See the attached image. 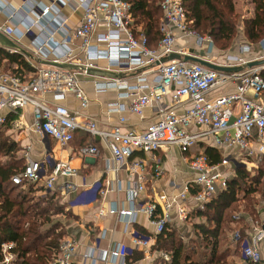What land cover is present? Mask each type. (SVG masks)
Wrapping results in <instances>:
<instances>
[{"label":"built area","instance_id":"2783aa9c","mask_svg":"<svg viewBox=\"0 0 264 264\" xmlns=\"http://www.w3.org/2000/svg\"><path fill=\"white\" fill-rule=\"evenodd\" d=\"M29 1L27 9L34 17L20 20L17 7L9 9L8 19L21 22L26 30L32 27L39 31L32 45L37 60H49L54 52V46L64 48L62 54L51 61L67 62L78 65L83 70L66 69L57 66H47L33 63V73L27 77L6 73L0 75V125L5 121L2 110L16 111L26 105L32 106L33 129L45 137L54 139L61 145L69 143L76 131H84L92 137L97 136L105 141L112 160L120 165L136 150L144 153L168 146H177L180 151L188 152L200 138L210 137L212 146L219 150L220 161L213 163L205 152H197L190 156L188 166L194 173V178L186 184L182 191L169 199L159 195L163 208L168 210L178 197L185 199L190 189H196L192 195L194 207L203 209L204 205L227 186L233 167L243 164H253L254 160L264 154V101L261 98L264 90V80L260 75L264 66H248L247 63L258 58H248L245 55L252 52V44L242 43L237 46L236 53H221L215 49L209 35L199 34L189 27V20L182 0H161L159 2L162 17L159 22L161 34L156 48L148 45L146 35L136 25L130 13V3L127 0H78L82 16L77 25L70 28L65 18L58 17L57 3L61 0H51L49 5H43L38 0ZM53 13L57 15L55 26L43 25L44 19ZM14 24H6L3 32L10 35L14 32ZM61 34L60 43L52 38V33ZM192 38L197 46L203 49L201 58L222 66H241L236 71H218L197 62L183 59H172L160 62L162 57L171 53L181 56L187 51L176 50L178 37ZM73 44V53L68 45ZM264 44V38L260 42ZM11 51L12 49L7 48ZM78 53V55H76ZM105 60L103 67L116 73L113 78L103 81H93L96 91L115 89L118 98L126 101L109 103V112H125L141 115L144 107L151 105L155 109V120L143 129L127 128L121 131L126 117L120 115L117 123L108 131L99 129L94 118L80 116L77 111L70 110L61 103L68 93L79 101L81 108L86 107L89 99L79 81V74L85 73V68H100L97 60ZM218 59H221L219 62ZM139 70L134 76H120L121 72ZM141 70V71H140ZM154 73L152 82L149 75ZM119 75V76H118ZM234 85L226 93L211 95V92L221 86ZM52 95V101L45 94ZM166 97L169 98L168 102ZM182 108V112H177ZM192 126L202 129L196 132ZM80 155H95L98 148L88 143L77 148ZM23 168L10 177L12 183L24 186L27 183L38 185L44 178L43 188L51 191L59 176H71L76 170L65 161L49 163V173H45L43 161L24 153ZM230 165L231 168H225ZM145 161L134 160L129 171L135 177V183L130 186V197L138 195L143 189L145 180ZM162 169L157 162L154 174L159 176ZM74 188L69 182L59 186L62 193ZM84 200L95 199L102 192L98 182L93 183L83 191ZM157 203L149 201L140 204L136 209L119 210L120 215H128L131 219L135 212L147 214L154 225L156 233H160L165 225L166 217L156 212ZM109 212H116L109 209ZM181 218L186 216V209L178 208ZM103 214V210L99 211ZM232 222L243 223V229L238 226L231 232L230 238L239 244L245 264H262L258 241L264 236V229L259 221L246 212L232 215ZM151 237L134 235L132 238L135 249L148 251ZM12 242L1 244L3 256L1 264H8L13 255L9 249ZM130 250L117 244L110 250L99 251L96 259L102 263L119 262ZM163 263L169 260V254L161 252ZM87 258H93L91 251L77 255V243L70 237H64L59 244L57 253L50 264H83Z\"/></svg>","mask_w":264,"mask_h":264},{"label":"crops","instance_id":"0c3cea01","mask_svg":"<svg viewBox=\"0 0 264 264\" xmlns=\"http://www.w3.org/2000/svg\"><path fill=\"white\" fill-rule=\"evenodd\" d=\"M38 1L43 5H49L51 3V0ZM27 5H29V1L26 0H0V31L3 32L6 24L13 23L15 26L14 32L6 35L25 51H14L12 48L9 51L7 50L8 47L0 42V75L12 73L27 78L33 73V63L51 66L41 62L42 60H37L36 55H34L32 43L35 38H39V30L35 27L26 30V27L21 22L8 19L9 9L15 7H17V14L20 20L25 19V17H34L31 11L27 9ZM57 6L59 8L57 13L58 17L65 18L68 27L72 28L77 25L82 16V9L78 6V0H61L57 3ZM249 14H252V10ZM56 19L57 15L50 13L46 18L41 19V23L43 25L51 24L49 26H55ZM51 35L54 40L60 43V32L54 31ZM68 46L73 49V53L77 51L73 44H69ZM53 49L54 52L50 54V59L62 54L64 51L61 45L54 46ZM180 49H184L190 53L188 55L199 57L204 55L203 49L197 46L192 38L178 37L176 50L180 51ZM258 49L264 52V44H259ZM236 50L235 48L230 52L236 53ZM252 52L245 56L251 59L258 58L256 55H252ZM4 53L16 54L12 56V60L10 61L4 57ZM262 56L264 57V53ZM50 59L47 61H51ZM218 60L221 62V59ZM96 64L100 67L99 69L106 70L103 68L107 65L105 60H97ZM257 66H264V63ZM137 72L139 70L122 71L120 76L132 77ZM78 77L81 87L89 99L88 105L81 108L78 99L71 93H68L61 103L65 104L70 110L77 111L80 116L94 118L97 121L96 124L99 129L105 131L110 130L117 123L120 115L126 117V122L121 126L122 132L129 127L143 129L155 120V109L151 105L144 107L141 115H136L128 111L109 112V103L114 101L124 102L126 98H118L117 91L112 88L96 91L93 86V81H103L104 78H113V76L106 74H79ZM153 77L154 73L151 72L149 75L150 82H152ZM233 88L234 85L217 87L211 92V95L223 94L231 91ZM45 98L52 101V95L50 93H46ZM261 98L264 101L263 93ZM168 100L169 98L166 97L167 102ZM177 112H182V108H179ZM1 113L5 121L0 126L5 127V130L1 128L2 130L0 129V132H3L2 135L4 134L5 136L8 134L10 139H12L11 141H7L15 144L17 153L19 154L18 156L22 158L21 161L23 164L25 162L24 153L27 151L31 158L43 161V168L46 174L49 173L50 165L44 161L45 157L50 162L51 160L65 161L70 167L76 170L74 175L67 177L59 176L55 181L54 188L51 191H47L53 193V202L58 207L62 206L63 208L62 213L52 214L51 217L54 221H58L60 227H63L65 237H70L76 241L77 255L81 256L87 250L93 254V258L85 259L83 264H119V262L102 263L96 259L99 251L110 250L117 244L123 245L130 250V253L125 256L124 264H153L155 262L164 264L160 255L164 251L158 250L155 247L156 237L159 233H156L155 227L150 222L147 214L142 211H137L129 219L128 215L123 216L118 213L119 210L136 209L140 204L149 201H155L157 203V208H160L161 211L160 214L165 215L166 223L171 228L176 229L179 233H186L187 236L179 235L183 242L186 243V246L196 245L195 240L192 239L193 237L184 238L190 237V233H193L194 237H197L198 233L195 227H193L198 222L197 220H199L193 214L194 211L198 210L194 207L192 200V195L196 189H190L183 200L177 197L168 210L163 208L162 202L158 198L162 194L166 195L169 199L177 196L183 187L194 178V173L188 166V160L191 155L197 152H204L208 147H213L210 143V137L200 138L198 143L188 152H182L174 145L157 149L152 153H144L136 150L125 162L117 166L112 160V155L105 141L97 136L92 137L87 132L76 131L73 139L69 143L61 145L54 139L36 132L31 126L33 122L31 105H26L24 108L16 111L4 109ZM201 129L198 126H192L190 128L193 132ZM88 143L96 145L98 148L97 154H78L77 148ZM134 160H144L146 168L144 171V189L138 195L131 198L129 188L135 183V177L129 171V167L130 163ZM157 162L162 169V173L159 176L154 174V166ZM239 165L250 166L251 164L241 163ZM225 168L232 169V166L230 167L229 165ZM43 181L44 178L35 186L42 189L34 192V194H38L37 196L40 197L44 196L43 190L45 189L43 188ZM63 182L71 183L74 188L62 193L59 186ZM95 182L101 185L102 192L96 195L95 199L85 201L83 191ZM183 206L187 213L184 218H181L178 208ZM109 209H115L116 212L111 213ZM100 210H103V214H99ZM256 213L257 218L255 216L253 217L260 222L263 228L264 210L258 209ZM230 224V234L237 226L241 230L243 229V223L235 225L231 222ZM136 234L151 237L152 244L148 251L135 249L132 238ZM257 246L260 250L262 264H264V236L258 241ZM222 251L228 263L232 264L236 261L235 264H245L239 244L232 242L231 238L227 245L225 244L224 247L222 245ZM135 256H139V258L137 259Z\"/></svg>","mask_w":264,"mask_h":264},{"label":"trees","instance_id":"16d2710c","mask_svg":"<svg viewBox=\"0 0 264 264\" xmlns=\"http://www.w3.org/2000/svg\"><path fill=\"white\" fill-rule=\"evenodd\" d=\"M127 1L133 21L146 35L149 47H156L161 36V0ZM248 1L252 7L250 16H241L235 10L234 0H182V4L190 28L209 35L216 48L228 49L239 25L248 42L260 43L264 38V0ZM14 54L4 53V57L11 61ZM260 75L264 80V69ZM16 151L15 144L6 141L0 132V152L4 156V160L0 159V248L4 242L13 243L9 249L13 259L8 264H50L65 237L63 227L51 216L62 213L63 208L53 202V193L43 190V197L34 196L35 191L42 190L40 187L11 182L10 177L24 166ZM204 152L213 163L221 159L219 150L214 147ZM232 170L226 188L213 196L203 209L193 213L199 218L193 225L198 232L194 239L198 245L186 246L177 230L165 222L155 243L158 250L169 254L164 264H223L221 240L224 227L232 222L233 209L245 202L243 210L252 216H257L256 205L264 210V154L250 166L237 165ZM256 194L258 198L254 200ZM156 212L160 214V208ZM2 259L0 249V264Z\"/></svg>","mask_w":264,"mask_h":264},{"label":"water","instance_id":"95a60500","mask_svg":"<svg viewBox=\"0 0 264 264\" xmlns=\"http://www.w3.org/2000/svg\"><path fill=\"white\" fill-rule=\"evenodd\" d=\"M0 42L3 43V45L7 46L8 48H12L14 51H20V52H25L19 45L14 42L10 37H8L6 34L0 31ZM172 59H183L185 61H191V62H197L200 64H203L209 68L218 70V71H236L240 70L241 66H222L218 65L209 61H206L205 59L195 56V55H183L181 56L178 53H171L165 57H162L160 59V62H166L168 60ZM44 64L52 65V66H57L61 68H66V69H73V70H83L81 66L70 64L67 62H57V61H47V60H42ZM264 63V58L261 59H255L247 63L248 66H257V65H262ZM85 73L86 74H91V75H102L106 74L109 76L115 77L116 73L110 70H103L99 68H85ZM264 228V226H263Z\"/></svg>","mask_w":264,"mask_h":264},{"label":"rangeland","instance_id":"374dc122","mask_svg":"<svg viewBox=\"0 0 264 264\" xmlns=\"http://www.w3.org/2000/svg\"><path fill=\"white\" fill-rule=\"evenodd\" d=\"M234 5H235V10L238 12V13H240L241 14V16L243 15V16H248V15H250L249 13H251V10H252V7H251V4L249 3V1L248 0H234ZM248 41H247V39H246V37H245V35H244V33H243V29H242V25H239L238 26V28H237V32H236V34H235V36H234V38H233V40H232V42H231V46L228 48V49H219V48H216L215 46V49L218 51V53L219 54H221V53H228V52H230V51H232V50H234L235 48H237V46L239 45V44H242V43H247ZM154 43V42H153ZM252 44V55H256L257 57H258V59H261L263 56V53L264 52H262V51H259V44L260 43H251ZM264 58V57H263ZM252 61V60H251ZM263 97H264V91H263ZM4 129L5 127H2V126H0V129ZM1 129V130H2ZM5 130V129H4ZM3 133V132H2ZM7 136H5L4 134H3V137L4 138H6V141L8 140V141H11L12 139H10V137H9V135L8 134H6ZM3 152V151H2ZM2 152H0V159L2 160H4V156L2 155ZM22 154V153H21ZM16 155H19L18 153H17V151H16ZM38 194H34V196H37ZM257 198H258V196H257V194L255 195V197H254V200H257ZM250 206H251V204H249ZM244 206H245V202H243V203H241L240 202V204L239 205H237L234 209H233V211L230 213V214H232L233 212L234 213H237V212H245L243 209H244ZM256 207V209H259L260 210V208H261V205H256L255 206ZM233 213V214H234ZM232 214V215H233ZM232 217V216H231ZM255 218H257V217H255ZM260 220V219H259ZM229 226V227H228ZM228 226H226V227H224V231H223V237H222V240H221V243H222V245H223V247H224V245L226 244H228L229 243V241H230V229H231V224L229 223L228 224ZM178 234L180 235V236H187L186 235V233H184V234H182L181 232L179 233L178 232ZM191 237H193L192 239H195L196 237H194V234L193 233H190V237H184L185 239H187V238H191ZM181 238V237H180ZM196 242V245H198L199 243L197 242V240L195 241ZM227 249V248H226ZM230 249V248H229ZM227 256V255H226ZM221 263H223V264H230V263H228V261H226V257L224 258V261H222ZM236 263V261L235 262H233L232 264H235Z\"/></svg>","mask_w":264,"mask_h":264}]
</instances>
